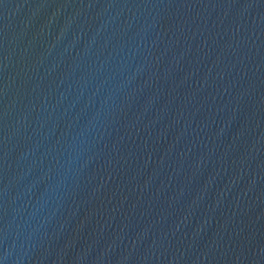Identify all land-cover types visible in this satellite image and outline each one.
Returning a JSON list of instances; mask_svg holds the SVG:
<instances>
[{
	"label": "water",
	"instance_id": "obj_1",
	"mask_svg": "<svg viewBox=\"0 0 264 264\" xmlns=\"http://www.w3.org/2000/svg\"><path fill=\"white\" fill-rule=\"evenodd\" d=\"M0 264H264V0H0Z\"/></svg>",
	"mask_w": 264,
	"mask_h": 264
}]
</instances>
